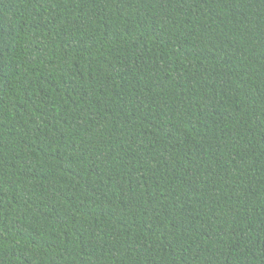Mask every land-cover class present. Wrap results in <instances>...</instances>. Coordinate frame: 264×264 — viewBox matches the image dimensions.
<instances>
[{
	"label": "trees",
	"instance_id": "obj_1",
	"mask_svg": "<svg viewBox=\"0 0 264 264\" xmlns=\"http://www.w3.org/2000/svg\"><path fill=\"white\" fill-rule=\"evenodd\" d=\"M0 264H264V0H0Z\"/></svg>",
	"mask_w": 264,
	"mask_h": 264
}]
</instances>
